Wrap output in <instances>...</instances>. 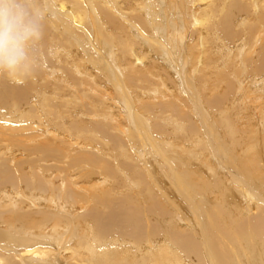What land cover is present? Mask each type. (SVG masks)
<instances>
[{"label": "bare ground", "instance_id": "6f19581e", "mask_svg": "<svg viewBox=\"0 0 264 264\" xmlns=\"http://www.w3.org/2000/svg\"><path fill=\"white\" fill-rule=\"evenodd\" d=\"M119 1L134 24L108 0L47 3L37 54L69 51L62 23L72 59L103 61L97 107L75 96L67 127L49 135L9 103L57 90L43 67L0 74V147L19 160L0 158V264H264V0ZM71 80L54 81L67 94Z\"/></svg>", "mask_w": 264, "mask_h": 264}, {"label": "rangeland", "instance_id": "374dc122", "mask_svg": "<svg viewBox=\"0 0 264 264\" xmlns=\"http://www.w3.org/2000/svg\"><path fill=\"white\" fill-rule=\"evenodd\" d=\"M108 1L112 2L113 4L116 3V5L118 4L119 7L117 9L119 11H121V15L125 18V20L127 22L134 24V22L131 21L130 18H128V15H127L124 7H123V4L119 0H108ZM40 2L42 4H45L46 6H48L47 3H49V0L48 1L47 0H40ZM92 2H93V0H92ZM161 8L162 7L159 6L157 8L158 11ZM133 11L140 12V10H136V8H133L131 10V13H133L132 15L138 14L137 12H133ZM48 16H49V14H48ZM88 20L89 19L87 18V20H85V22L88 23ZM95 28H96L95 32H97V23H95ZM53 29H54V33L52 36H57V35L63 36L66 40L65 46L67 48H69V51L64 54L63 53L64 46L57 45L55 43H51L45 49V51L41 50L40 53L37 54V63L39 65V67H43L42 71H46L45 74L48 75L49 81H45V85H49L50 87L55 86L57 88V90H49L48 89L46 92V95H40L39 91H35L29 96L28 99L27 98L21 99L20 101L17 98V96L12 95V98L9 100V103H12L15 106V108L18 109L17 111L23 110V111L34 113L36 116H38L42 120V125H41L42 130H46L47 133H49V135L53 134V132H58V124H62V126H65V127L68 126V121H67L68 113H75L76 112V113L80 114V112L77 111V110H79L78 105L80 104V102H79L80 99H75L74 98L75 96L84 95L87 102H92L89 100V95H94L96 92L97 93L101 92V90L95 86L98 85L104 89L106 88L105 86L100 84L97 81V79L94 77L95 74H94V72L91 71V64H90V63H95L93 58H96V60L98 62H103L102 58L96 57V55H94L90 59H87V55L84 51L82 53L83 54L85 53L84 55L86 58V62H89V63L84 64L83 62H81L80 56H77V58L72 59V56L74 55V53H72L71 48H73L75 46L76 47L80 46V45H78V42L80 41V39H78V37H76V39H75L74 35L72 33H70L69 30L66 31V29L63 27L62 23H61V25L54 23ZM75 31L78 32L77 30H75ZM84 31H85V33H89L90 31L92 32V27L90 26V31H88L86 28L84 29ZM210 37L215 38L214 34H211L210 32H205V35L202 36V38L200 39L203 41L204 40L207 41V44L204 46V49H206L209 46V42H210L209 38ZM50 38H53V37H50ZM223 45H224V43L222 45H218V47H215V43H214V49L216 48L215 49L216 50L215 55L217 56L218 60H220L222 57H224V54H222V52L220 50L223 47ZM82 47H84V46H82ZM84 48H86V47H84ZM86 49L90 50V48H86ZM116 50H117V46L115 44L113 45V43H112V45H111L112 56L111 57L107 56L108 59L109 58L111 59L110 63L114 60L112 58H113ZM201 60L202 61L204 60L203 56H201ZM79 62H80V64H79ZM67 63L69 65L68 73H65L64 71L58 70V68H61L62 66L66 65ZM221 63H222V61L219 64H221ZM81 69H85V70H88L91 72L84 74L83 72H80ZM58 72H59V74H58ZM51 77H52V79H51ZM71 77L78 81V82L77 81L75 82L77 84V86L74 85L73 86L74 88L68 87L69 90L67 91V94H66L65 90H62L63 87L60 89L59 85L57 83H55L54 80L62 78L65 81V84L73 85V84H71L73 82L71 80ZM82 77H85L87 79V81H90V82H92V80H93L92 85H90L88 83H83L81 80ZM138 85H139V83H138ZM8 86L10 87V90H11L12 88H14L16 86V83L10 82V84ZM61 86H63V85H61ZM143 91H145V92H141L140 97L142 96V98L145 99V101H150V100L153 101L152 99L157 98V97H152L153 93H150V90H143ZM145 96L147 98H144ZM56 98H59L60 100L57 102V106L55 108L48 106V105L43 106V109H49V110H43L42 108H40V105L42 103H44L48 100H54ZM148 98H150V99H148ZM65 101L68 103V105L66 106L67 110H63ZM83 102H85V101H83ZM93 105L95 107H97V105H95L94 103H93ZM7 106L8 105L4 106L0 110L6 111ZM32 106H36L35 107L36 109L33 112L31 111ZM50 109H54V110H50ZM98 112L102 113L103 111H98ZM93 114H96V113L95 112L89 113V115L91 117H96ZM146 114L149 115V113H146ZM232 116H234V115H232ZM242 118H244V117L242 116L241 119ZM215 121H216V119H215ZM235 122L237 124H240L241 120L239 118H236ZM33 123L39 124L40 121L38 120V121H35ZM247 123H248L247 121H244V123H242V124L245 125ZM250 126H251V124L249 123L248 127H250ZM32 129L34 130L35 128L32 127ZM86 136L90 137V131L89 130L86 132ZM161 138L162 137H160V139ZM74 140L77 142V144H81L79 142L78 137L75 138ZM166 143H167V141L165 142V145H166V148L168 149V145ZM187 144H188V142H187ZM7 147H8V145H6L5 143L3 144L2 147H0V158L3 156H5V158H10L11 160H14L15 158H17L15 155L14 149H8ZM169 152H171V151L169 150ZM17 161L19 162L18 158H17ZM12 165L16 166L15 162H12ZM18 175H19V173H18ZM10 187H11V185L3 186V188H10ZM22 189H23V187H22ZM206 190H209V189L206 188ZM209 196L212 197L213 195H211L209 193ZM93 231L94 230L92 229L91 232L93 233ZM136 253L137 252L134 251L133 255H135ZM65 264H67L66 260H65Z\"/></svg>", "mask_w": 264, "mask_h": 264}, {"label": "clouds", "instance_id": "9594fccd", "mask_svg": "<svg viewBox=\"0 0 264 264\" xmlns=\"http://www.w3.org/2000/svg\"><path fill=\"white\" fill-rule=\"evenodd\" d=\"M47 11L40 0H0V74L28 78L37 71Z\"/></svg>", "mask_w": 264, "mask_h": 264}]
</instances>
